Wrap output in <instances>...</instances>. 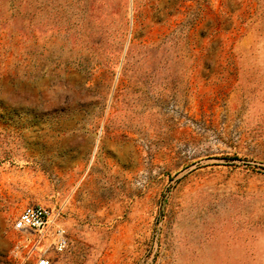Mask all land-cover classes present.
Wrapping results in <instances>:
<instances>
[{
  "label": "rangeland",
  "instance_id": "obj_1",
  "mask_svg": "<svg viewBox=\"0 0 264 264\" xmlns=\"http://www.w3.org/2000/svg\"><path fill=\"white\" fill-rule=\"evenodd\" d=\"M39 251L264 264V0H0V264Z\"/></svg>",
  "mask_w": 264,
  "mask_h": 264
},
{
  "label": "built area",
  "instance_id": "obj_2",
  "mask_svg": "<svg viewBox=\"0 0 264 264\" xmlns=\"http://www.w3.org/2000/svg\"><path fill=\"white\" fill-rule=\"evenodd\" d=\"M14 227L16 230L27 234L28 240L37 238V245L47 237L49 232L53 236L51 244L57 250L63 251L69 244V236L66 227L56 224L52 210L48 206L41 204L27 205L18 215ZM33 264H53L52 259L39 251L36 254Z\"/></svg>",
  "mask_w": 264,
  "mask_h": 264
}]
</instances>
